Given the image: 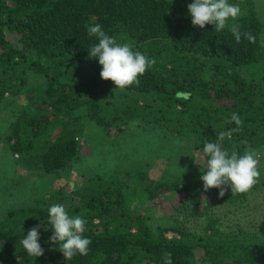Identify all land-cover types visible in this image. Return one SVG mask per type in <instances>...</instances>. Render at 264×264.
Returning <instances> with one entry per match:
<instances>
[{
	"label": "trees",
	"instance_id": "trees-1",
	"mask_svg": "<svg viewBox=\"0 0 264 264\" xmlns=\"http://www.w3.org/2000/svg\"><path fill=\"white\" fill-rule=\"evenodd\" d=\"M192 2L0 0V106L12 103L7 95L25 104L1 128L0 142L20 153L27 168L59 174L82 162L87 143L91 150L117 139L111 128L121 132L134 124L145 126L143 132L157 128L165 139L181 138L188 143L184 150H193L189 165L196 164L170 172L165 169L177 158L167 155L164 169L140 162L112 173L87 169L90 177L70 194L44 193L3 213L0 264H164V251L173 253V264H264V224L245 218L256 191L264 202V20L258 0H229L245 13L229 25L237 23L254 37L237 43L227 27L216 32L210 24L193 26L187 8ZM96 23L156 60L139 86L120 89L100 77L102 66L88 52L98 40L86 28ZM233 112L243 126L220 141L221 131L236 127L228 123ZM205 142L240 154L256 150L261 175L250 191L232 194L228 186L223 197L217 188L204 192L194 158ZM100 155L96 164L104 160ZM163 195L180 198L157 210ZM56 203L86 220L87 255L65 260L49 243L48 208ZM38 224L45 251L33 257L20 241ZM167 231L174 236H165Z\"/></svg>",
	"mask_w": 264,
	"mask_h": 264
},
{
	"label": "clouds",
	"instance_id": "clouds-1",
	"mask_svg": "<svg viewBox=\"0 0 264 264\" xmlns=\"http://www.w3.org/2000/svg\"><path fill=\"white\" fill-rule=\"evenodd\" d=\"M187 8L193 26L204 28L205 25L210 24L214 26L216 32L227 27L237 43L241 41L242 36L250 43L254 42L250 32L242 33L239 24L228 23L229 20L236 21L245 14L238 4H231L229 0H193ZM86 28L89 36H94L98 40L88 52L89 57L98 58V63L102 66L100 77L111 80L116 88L120 89L133 84L139 86V77L155 65L156 60L139 50H134V45L131 43L118 42L116 37L106 34L99 23L86 25ZM233 122L235 128L218 134L220 141L226 137L230 140L232 133L241 130L243 120L236 112H233L228 119V123ZM195 152L199 159L193 158L194 162L201 166L203 174L200 179L203 181L204 192L217 188L219 197H223L230 186L232 194L246 193L260 178L258 153L255 149L248 147L243 154H240L236 150L229 151L223 148L220 143L205 142L202 154L201 149ZM48 217L53 230L49 243L58 245L65 260L71 261L77 254H88L91 240L83 235L86 230V220L81 215L70 216L62 204L56 203L48 208ZM40 227L41 225L38 224L29 228L20 241L27 254L33 257L42 256L45 251L39 243ZM162 256L164 264H173L172 252L164 251Z\"/></svg>",
	"mask_w": 264,
	"mask_h": 264
},
{
	"label": "rangeland",
	"instance_id": "rangeland-1",
	"mask_svg": "<svg viewBox=\"0 0 264 264\" xmlns=\"http://www.w3.org/2000/svg\"><path fill=\"white\" fill-rule=\"evenodd\" d=\"M258 2L259 10L257 9V12H259L260 18L264 20V0H258ZM261 43L264 46V31L262 32ZM9 98L12 102L11 104H7L5 101L3 105L0 106V131H4L1 128L7 127L8 120L10 121L14 118V115L12 117L13 111L16 115V110H20V108L25 105L21 97L15 99L16 103L12 101V96L7 95V99ZM11 108L13 109L11 110ZM3 115L7 116V122H5L6 119ZM142 128H145V126H138L137 124L125 127V130L121 132H115L113 130L114 128H111L110 136L113 139L117 137V139L91 145L92 152L90 154V144L87 143V149L83 151L85 155L83 156L82 162L76 161L67 170H63L59 174H37L41 171H32L30 168H27L25 163L21 162L20 158L22 155L20 153H15V151L12 152L1 140L0 220L4 212L18 206L29 205L32 203V200H36L38 196L44 193H46V197L57 191L64 192L65 195L70 194L75 187L80 186L84 180L90 177L85 172L89 168L97 167V173L102 171L112 173L116 169L124 168L123 165L131 166V164L140 162V164L143 165L148 163L155 166V168L164 169L166 160L168 159L167 155L172 156V158H177L175 159V163L165 169L167 171L183 173L185 170L191 171L195 167L196 164L189 165L188 163L190 155L193 156L192 148H188L186 151L183 148L188 146V143L184 146L185 142L181 138H174L171 135H166L165 139L157 128H155L156 130L153 129L154 132L153 130L150 132H143L141 130ZM10 132L11 131H7L6 134ZM102 134L103 133H101L100 136ZM105 135L106 134H103V136ZM14 139L15 137H13L12 141H14ZM86 139L88 138L86 137ZM100 153H102L104 160L96 164V160L101 156ZM24 154H26V152ZM197 159H199L198 154ZM154 173H157V171ZM113 175L120 177L123 173L114 172ZM95 176L99 178L98 175ZM164 196L165 195L161 197L163 200L160 199L155 202L157 210L161 206H163V208H168L170 204H173L180 198L179 196H170L164 199ZM248 207V214L245 218L249 222L250 220L260 219L264 224V202L262 201V194H260V191L255 192L253 204L250 203ZM171 211L172 210L168 213L170 214ZM165 236L172 237L174 233L167 231L165 232Z\"/></svg>",
	"mask_w": 264,
	"mask_h": 264
}]
</instances>
